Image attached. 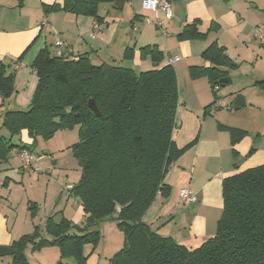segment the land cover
Returning a JSON list of instances; mask_svg holds the SVG:
<instances>
[{
    "label": "trees",
    "instance_id": "obj_1",
    "mask_svg": "<svg viewBox=\"0 0 264 264\" xmlns=\"http://www.w3.org/2000/svg\"><path fill=\"white\" fill-rule=\"evenodd\" d=\"M114 1L63 0L43 7L46 12L64 10L99 21L98 4L118 7ZM198 22L185 24L176 37L205 38L217 29L211 23L208 31L202 32ZM139 51L154 64L163 58L156 44L142 46ZM132 53L133 48L126 47L123 56L130 58ZM201 57L209 65L190 67L193 78L205 77L212 89L230 80L227 69L236 63L217 41L208 44ZM20 60L21 56L0 60L4 103L16 91L12 66ZM32 68L38 82L29 106L2 115L1 126L8 136L0 134V161H6L14 147L33 150L39 136L49 138L58 129L79 125V140L70 148L80 178L71 192L82 206L83 220L79 225L66 218L56 222L49 216L45 231L50 239L34 242L39 237L37 227L23 235L11 245L16 249L12 264H28L24 249L29 243L36 249L56 245L63 257H74L83 264V246L97 242L98 226L108 219L115 220L124 234V246L113 254L110 264H264V164L223 178V208L216 232L196 247L161 236L143 221L156 195L170 191L163 183L169 163L194 144L178 148L173 140L179 90L171 64L136 72L118 64H94L88 53L74 58L58 56L45 46L36 54ZM254 84L264 92V80ZM89 99H94L100 115L90 109ZM225 128L234 157V145L246 132ZM24 129L32 141L13 143L12 138Z\"/></svg>",
    "mask_w": 264,
    "mask_h": 264
},
{
    "label": "crops",
    "instance_id": "obj_2",
    "mask_svg": "<svg viewBox=\"0 0 264 264\" xmlns=\"http://www.w3.org/2000/svg\"><path fill=\"white\" fill-rule=\"evenodd\" d=\"M171 1L169 0L170 3ZM174 1L181 4L182 7L174 4V10H171L172 16L167 18L169 20L167 22L178 27L177 33L181 31L185 24L194 20L199 21L197 27L202 32L206 30H201L200 25H203L201 20L209 23L206 29L210 27L211 23L217 27L216 30L208 33L206 36L207 41L201 40L204 42L199 51L201 63L189 65V71L192 66L209 65L208 62L202 59L201 53L214 40L225 48L226 54L232 60L239 63L237 69L240 68L242 63L249 62L255 65L258 60L263 59L264 41L259 42L253 37V28L257 25H264V0H250V2L246 0H220L224 6H217L212 0H192V2L185 4L182 3V0ZM62 2L63 0H0V60H11L21 56V60L13 63L12 66L16 71L15 93L6 103L0 95V134H4L1 121L6 110L26 109L29 106L38 82L36 72L32 68V62L38 51L45 46L54 52V42L57 38L66 42L63 51L65 57L74 58L78 54L88 53L94 64H118L134 70L136 68L133 61L137 56H140L139 48L145 45L142 44L137 48L136 43L129 36L130 31L125 25L120 26L116 22L107 23L100 16L102 19L98 22L101 29L97 30L94 37H92L90 33L93 31L95 18L87 15H76L64 10L50 12L44 10V4L51 5ZM162 14L161 11L156 13L158 18L164 15ZM134 15L132 19L135 18ZM164 18L166 19L165 16ZM132 19L130 24L134 22ZM162 22V28L153 24L166 36L168 32L165 30L163 20ZM191 41L185 39L179 42L186 55H191L192 45L189 43ZM107 45L108 48H106ZM109 47L112 49L110 50ZM126 47L133 48L132 57L130 58L123 56ZM238 50L239 52L236 53ZM232 53L236 54L233 56ZM175 56L179 55H170L168 52L165 64L168 63L169 58ZM180 60L171 64L175 71L177 69L178 71L181 70V67H175V64ZM261 72L264 71L261 70ZM199 78L197 77V79ZM258 80H264V78H256L253 85ZM261 94L264 96V92ZM198 110L199 108L190 110L185 108L179 100L173 140L178 148H182L192 141L194 144L178 156L172 174L167 180L170 185L163 182L164 185L171 188V199H157L154 204L158 203L159 207H152L151 209L157 214L151 217V214L148 213L147 219L143 217V221L148 223L156 233L161 236H169L177 243L184 245H187L188 241L203 242L206 238L212 236V233L216 230L223 208V178L255 165L253 161L250 166L244 167L241 165L239 168V165H236L234 167L235 157L232 155L231 144L228 143V140L225 142L223 133L217 131L218 128L215 127L213 121L211 123L209 119L200 118ZM207 110L210 111L211 109L208 108ZM177 116H179V119ZM232 127L242 128V126ZM5 132H7L6 129ZM5 135L8 136V133H5ZM12 140L17 142L19 140V142L24 143L32 141L25 129L21 131L19 136H14ZM251 145L250 138L244 136L234 145V149L237 154H244L252 149ZM18 151L17 149L16 163L20 164ZM33 151L37 155V161L30 169L37 168L35 173L41 172L40 165H43L45 167L44 171H52L53 177L58 180L56 185L58 200L55 203H58L64 197H67V202L65 201L63 207L59 210H55V208H48L46 204L37 205L39 203L37 200L25 198V204L22 203L23 208L18 210L9 200V196L23 189L24 176L21 179L14 178L11 176V172L13 171L16 174L20 169L24 172L28 169L22 168L21 164L13 168L10 161H0V175H4V180L0 181V185L5 187L4 189L0 188V246L11 247L14 241L25 234L34 232L36 227L38 228L39 237L34 242L37 243L40 239H50L45 231V222L54 213H59L57 216L59 220L66 218L74 224L80 225L83 220L82 206L71 192L75 182L66 183V185L61 184L58 171L48 163L44 164L42 162L47 157L39 155L35 148H33ZM34 178L36 181L40 179L38 175H35ZM53 180L55 182V179ZM183 187H188L196 195L197 200L191 205L183 204L179 198V190ZM31 188H34V186L31 185ZM49 189H54L53 182L48 186L47 191ZM26 201L34 202L36 208L30 210L28 202L26 205ZM31 213H34L32 217L30 216ZM53 219L55 220L54 217ZM74 231V229H71L70 232ZM114 253L113 248L106 243L97 246L87 243L83 246V254L86 257L83 264H110V258ZM24 254L28 264H80L74 257H63L56 245H45L36 249L32 243H29L24 249ZM0 264H9V259L2 258Z\"/></svg>",
    "mask_w": 264,
    "mask_h": 264
},
{
    "label": "rangeland",
    "instance_id": "obj_3",
    "mask_svg": "<svg viewBox=\"0 0 264 264\" xmlns=\"http://www.w3.org/2000/svg\"><path fill=\"white\" fill-rule=\"evenodd\" d=\"M142 1L143 0H127L124 2V5L121 8L115 7L111 3L103 2L99 3L97 8L98 15L101 16L105 20V22H116L120 26L125 25L130 31L131 34L129 36L131 40L136 43L137 48L142 44H156L158 48L163 52V58L159 61L158 64H154L147 55H140L139 57L137 56L133 61V64L136 67V72L150 70L155 67L161 66L162 64H165V62H167L166 56L168 52L170 55H179L181 57V60L175 64V67H181L180 71H178V69L176 70L180 104L185 106V108L189 110L199 108L197 112L200 114V118L209 119V122L211 123L213 121L215 127L218 128L217 131L223 133L225 142H227L228 140V143H230V133L225 127L242 126L241 129L246 132L245 136L249 137L251 140L252 149L248 150L244 154L236 153V155L234 156L235 158L233 166L234 163L237 166L239 165V168L241 167V165L244 167L250 166L253 161L255 162L254 166L264 164V96L263 94H261L263 93L261 89L253 85V81L256 78H264V72H261V70L264 71V56L263 59L258 60L255 65H252L249 62L242 63L239 69H237L239 67V63L233 60L236 63V67L227 69L230 80L223 85L220 84L217 89H212L206 78H193L188 67L189 65H197L199 64V62L201 63L199 51L204 44V42L201 40H206L207 38L205 37L188 39V41L192 40L191 42H189L192 45L191 55H186L183 49L180 47V40H178L176 37L178 27H175L171 23L167 22L169 20L167 18H164V12L161 11L163 13V16H159V18L164 21L165 30L166 32H168V34L164 36L153 23H147L145 21L147 18L150 20L154 19L155 13L149 9H144ZM212 1H214L215 5L217 6H224V4L220 0ZM246 1L250 2V0ZM188 2H192V0H182L183 4ZM174 4L180 5L182 7L181 4H178L176 1L172 0L170 3L172 11L174 10ZM133 15L135 16V18L132 19ZM131 19L132 21L134 20L133 24H130ZM201 22H203V25H200L201 30L208 31V29L206 28L209 23L202 20ZM211 36L212 34L210 35V37ZM106 48H108V45ZM111 49L112 48H110V50ZM237 52H239V50L236 51V53ZM236 53H232L233 56ZM230 73L232 75L231 77ZM250 81L252 83H247ZM238 96L244 98L245 105L237 109H232L231 104ZM219 99L224 101V107L217 106ZM212 102L213 104L210 107L211 110L208 111L207 109L209 107L206 108V106H208ZM214 107H216L215 110L213 109ZM177 118L179 119V116H177ZM2 129V131H4V134L2 133L1 135L6 137L5 133L7 132H5V128L2 127ZM78 140L79 125H74L73 127L67 129H58L49 138H43L39 136L36 140V144L34 146L36 152H38L41 156L47 157L42 162H44V164L48 163L53 169H56L58 171L59 181L63 185H66V183L70 182L77 183L80 178L78 162L70 148ZM12 142L19 143V140L18 142L12 140ZM10 152L11 153L9 154L7 161H10L13 164V168L19 166L20 164L22 165V161L20 158V161L18 160L20 164L16 163V147H14ZM177 159L178 157L174 161L169 163L163 177V182L168 183L167 180L172 174V171L174 169L173 167ZM35 163L36 162H34L33 165H35ZM30 168L31 167L27 168L28 170H25V172L20 169L18 170V173L16 172V174H14L15 172L13 173V171L11 170V176H13L14 178L21 179V177L24 176L23 186L25 188L23 186L22 188L26 189L24 191L22 189L21 191L12 193L9 196V200L14 204V206H16L18 210H20V208L22 209V203H24V199L26 198L30 200H37V202H39L37 205L39 206L42 204H46L48 208H55V210H59L61 207H63L65 201L67 202V197H64L61 201H58V203H55V201L58 200V197H56V185L58 180L53 177L54 175L52 171H44L43 169L45 167L43 165H40L41 172H36L38 173L36 174V169ZM35 175L39 176V181L35 180ZM53 179H55V182ZM3 180L4 175L1 174L0 181L2 182ZM51 182L54 183V189H49L47 191V188L48 186H50ZM31 185H33L34 188H31ZM0 188L4 189L5 187H1L0 185ZM157 199H171V188L169 193L166 195L161 193L156 195L154 201L146 210L143 216L145 217V219H147L148 213L151 214V217H153L154 214H157L154 213V210H151L152 207H159L158 203L154 204ZM27 202L28 201H26V205ZM30 205H33L31 210H34V208H36L34 202H28L29 208ZM58 215L59 213L52 214V217H54L57 222L59 221V219L57 218ZM30 216L32 217L31 214ZM154 223H156V221H154ZM98 229L99 237L97 239V242L94 244L95 246L106 243L113 248L114 252H118L123 248L124 234L117 226V222L115 220H105L104 222L99 224ZM215 232L216 230L212 234H214ZM188 242L189 243L187 245L185 244L186 246L194 247L201 241ZM2 258L9 259V264L12 263V255L1 256L0 260Z\"/></svg>",
    "mask_w": 264,
    "mask_h": 264
},
{
    "label": "built area",
    "instance_id": "obj_4",
    "mask_svg": "<svg viewBox=\"0 0 264 264\" xmlns=\"http://www.w3.org/2000/svg\"><path fill=\"white\" fill-rule=\"evenodd\" d=\"M142 4H143L144 9H149L155 13V18L152 21L148 18L145 21L148 23L152 22L159 28H162L163 22L156 15L158 11L164 12V15L166 18H170L172 16L171 6L168 0H143ZM99 29H101L100 23L98 21H94L93 31L90 33V36L94 37L95 32ZM163 33L165 34L164 30H163ZM253 37L256 40L264 41V25H257L253 28ZM65 45H66V42L64 40L57 38L54 42V47H55L54 53L58 56H64L63 51L65 48ZM179 59H180L179 56L169 58L168 63L172 64L174 61H177ZM217 88H218V85H215L214 89H217ZM217 106L224 107L225 106L224 101L219 99ZM213 109L215 110L216 107H214ZM18 156L22 161L21 166L24 169L34 166L33 163L37 161V155L35 154L33 150H30V149L19 150ZM179 198L181 202L186 205H191L197 200L195 193L188 187H183L179 190Z\"/></svg>",
    "mask_w": 264,
    "mask_h": 264
},
{
    "label": "water",
    "instance_id": "obj_5",
    "mask_svg": "<svg viewBox=\"0 0 264 264\" xmlns=\"http://www.w3.org/2000/svg\"><path fill=\"white\" fill-rule=\"evenodd\" d=\"M124 0H115L114 4L117 5L119 8L123 6ZM245 104V100L243 97L238 96L235 98V100L231 104L232 109H237L242 107ZM88 106L90 109H92L97 115H100V111L98 110V107L94 101V99H89L88 100ZM16 251L15 248H12L10 246H0V256L4 255H12Z\"/></svg>",
    "mask_w": 264,
    "mask_h": 264
}]
</instances>
